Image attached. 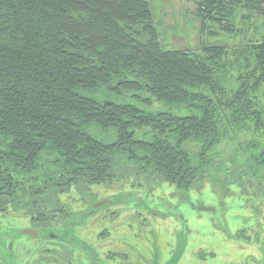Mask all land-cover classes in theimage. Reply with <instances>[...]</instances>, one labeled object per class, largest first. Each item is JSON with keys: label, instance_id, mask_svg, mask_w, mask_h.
I'll return each mask as SVG.
<instances>
[{"label": "trees", "instance_id": "16d2710c", "mask_svg": "<svg viewBox=\"0 0 264 264\" xmlns=\"http://www.w3.org/2000/svg\"><path fill=\"white\" fill-rule=\"evenodd\" d=\"M153 13L0 0V214L51 228L60 194L122 169L264 193V0H197L198 49L171 47Z\"/></svg>", "mask_w": 264, "mask_h": 264}, {"label": "rangeland", "instance_id": "374dc122", "mask_svg": "<svg viewBox=\"0 0 264 264\" xmlns=\"http://www.w3.org/2000/svg\"><path fill=\"white\" fill-rule=\"evenodd\" d=\"M148 1L164 41L173 48L201 47L197 0ZM122 170L110 183L71 186L60 194L67 216L55 231L73 240L85 234L102 264H112L106 254L120 250L128 254L120 264H264V193L233 184L222 197L207 181L199 190H180ZM24 228L39 227L21 214H0V264H50L62 256L76 262L66 243L23 235Z\"/></svg>", "mask_w": 264, "mask_h": 264}, {"label": "flooded vegetation", "instance_id": "af4514ba", "mask_svg": "<svg viewBox=\"0 0 264 264\" xmlns=\"http://www.w3.org/2000/svg\"><path fill=\"white\" fill-rule=\"evenodd\" d=\"M220 196H222V195L220 194ZM222 197H225V196H222ZM66 216L61 220V222H63L66 219ZM60 223L52 225L53 227L51 226V228L49 226L44 227L42 225L33 224L34 227H39L38 229H33L34 231L38 232L37 236H31V235L23 234V233H21V234L31 236V237H38L39 239L42 238V239H45L47 242L58 244V245L63 246V247H66L68 245L69 248L74 249L76 257H74V256L73 257L76 260V262L70 261L67 257L62 256L61 259H54L52 262H50V264H102L96 250L91 248L93 246L90 247V245L85 241V239H84L85 234L83 235V238H80L77 236V234L80 231L79 228H75V230H74L76 232V236H77L78 240H73L75 238L74 236H72V237L68 236L69 237L68 238L65 236V234H62L58 231H55V230H57V228H59L58 225ZM24 229H27V228H24ZM51 229H52V231H49L51 233H49L47 235L48 236L47 237L46 234L48 232H46L45 230H51ZM96 237H97V235H96ZM65 243L67 245H65ZM123 252H121V250L119 252H115V253L108 252V254H106V256L112 264L119 263L118 259L120 257L123 258L122 262L127 263L128 262V259H127L128 254L125 251H123ZM112 254H114V256Z\"/></svg>", "mask_w": 264, "mask_h": 264}, {"label": "water", "instance_id": "95a60500", "mask_svg": "<svg viewBox=\"0 0 264 264\" xmlns=\"http://www.w3.org/2000/svg\"><path fill=\"white\" fill-rule=\"evenodd\" d=\"M21 233L28 234V235H31V236H37L38 235L37 231H34L33 229H28V228L21 230Z\"/></svg>", "mask_w": 264, "mask_h": 264}]
</instances>
